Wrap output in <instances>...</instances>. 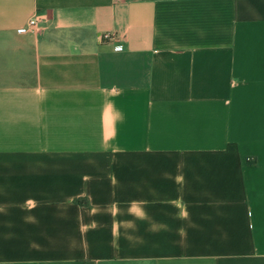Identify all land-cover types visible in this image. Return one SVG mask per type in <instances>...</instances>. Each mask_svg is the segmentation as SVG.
<instances>
[{"label":"crops","instance_id":"1","mask_svg":"<svg viewBox=\"0 0 264 264\" xmlns=\"http://www.w3.org/2000/svg\"><path fill=\"white\" fill-rule=\"evenodd\" d=\"M0 264H264V0H0Z\"/></svg>","mask_w":264,"mask_h":264},{"label":"built area","instance_id":"2","mask_svg":"<svg viewBox=\"0 0 264 264\" xmlns=\"http://www.w3.org/2000/svg\"><path fill=\"white\" fill-rule=\"evenodd\" d=\"M35 24H36V21L32 20V21L29 22V27L35 26ZM114 39H115L114 35H110V34L102 35V41L103 42L114 41ZM116 50H118V49H116Z\"/></svg>","mask_w":264,"mask_h":264}]
</instances>
